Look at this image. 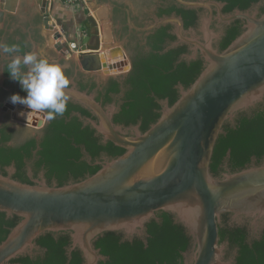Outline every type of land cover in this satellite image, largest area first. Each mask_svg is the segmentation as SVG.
<instances>
[{"label": "water", "instance_id": "1", "mask_svg": "<svg viewBox=\"0 0 264 264\" xmlns=\"http://www.w3.org/2000/svg\"><path fill=\"white\" fill-rule=\"evenodd\" d=\"M177 1L189 9L205 8L211 12L201 22L204 42L194 35L185 37L183 22L175 16L156 17L155 23L143 28H136L130 17L129 23L146 33L174 26L178 41L170 47L194 44L195 55L188 58L194 59L200 50L204 70L189 88L180 87V97L173 105L162 103L161 116L145 132L138 126L116 124L118 107H104L94 94L80 90L71 78L65 89L68 100L90 110L96 119H89V123L104 142L110 141L125 152L96 162L101 166L96 173L63 186L49 185L45 180L23 183L12 178L11 172L0 173V213L20 218L0 243V264L32 254L38 238L60 232L70 234L71 249L82 253L84 264H99L105 260L94 244L99 237L107 232L123 233L128 238L142 236L159 211L182 224L195 244L185 264H234L233 259H226L227 243H220L223 215L229 213L233 220L247 218L254 226L264 221V163L219 176L211 170L214 149L224 134L225 124L239 112L264 102L261 2L253 9L225 15L221 3L213 0ZM48 5L49 0H0V42L4 43V34L13 18L18 17L28 20L29 28L35 25L36 29L40 24L39 39L45 48L39 47L38 38L28 34L25 44L33 47L32 52L51 51L46 49L50 43L53 51L66 49L80 54L67 65L76 76H90L103 84L104 80L118 79L131 70L128 59L121 61L124 55L127 58L123 45H110L115 42L110 31L101 36L100 12L95 8H88L79 34L70 38L71 33L51 21ZM212 6L217 7L220 21L245 22L242 33L222 51L214 47L220 35L211 29ZM60 40L64 47L61 42V46L58 44ZM4 58L11 60L12 56ZM123 65L127 68L121 69ZM20 114L30 120L23 122L18 118L27 126L40 127L50 120L43 114L42 122L39 111L22 110Z\"/></svg>", "mask_w": 264, "mask_h": 264}, {"label": "trees", "instance_id": "2", "mask_svg": "<svg viewBox=\"0 0 264 264\" xmlns=\"http://www.w3.org/2000/svg\"><path fill=\"white\" fill-rule=\"evenodd\" d=\"M222 1L229 3V9L237 7L242 11L258 2H263V0ZM263 12L264 6L260 8V14ZM171 27L172 25L162 26L153 31L149 43L151 50L143 57L135 59L134 69L123 84L127 91L123 104L120 107L117 105L119 109L114 115L116 124L125 126L139 124L140 130L145 132L161 116L163 101H168L169 105H173L178 100L180 97L178 85H183L185 89L189 88L204 70L205 65L203 67L200 57L196 60H188L186 56V59H183L185 48L170 47L176 41V36L170 32ZM243 29H239L238 32L235 30L232 38L224 46L229 45L235 38V34H241ZM24 51L26 48L22 45L20 53ZM108 81L110 86L104 88V102L102 103L104 107L108 102H112L111 95L121 92L122 82L119 79L110 78ZM94 85L97 86V83L94 82ZM82 88L85 89V85ZM96 99L101 102V99ZM74 112L81 113L82 117L89 116L96 119L90 110L67 100L66 111L63 115H56L55 119H51L40 145L36 138L21 144L12 135L0 129L2 135L0 172L7 175L8 172L4 170V166L14 164L17 173L12 178L23 183H32L28 179L25 167L27 160L31 161L33 157H36L33 165L34 171L46 170L50 185H54L55 182L56 185L63 186L96 173L101 166L96 165L95 162L102 156L112 159L125 152L123 148L110 141L104 142L103 137L92 125L86 123L85 119H81ZM244 115L236 128H230L226 123L224 134H221L217 140L211 163V170L216 176L221 175V164L225 159L227 160L229 151L228 162L233 172L247 167L253 156L257 158L258 165L264 158V102L258 104L251 117ZM33 149L39 150L34 154ZM167 215L165 213L166 218ZM19 221L20 218L16 217V223ZM105 235L115 234L107 232ZM248 235L246 227H219L220 243L228 240L230 245L239 248V264H264V233L260 240L253 241H248ZM169 240L173 245L175 244L173 235L169 236ZM36 242L47 250V256L39 264H82L84 260L79 250L69 255L71 237L68 232L47 233L38 238ZM160 244H151V251L149 249L148 253L143 254L138 252L136 257L135 251L120 248L118 240L110 241L102 251L107 255L110 253L115 255L120 261L119 264H152L154 260L160 262L164 260L161 257L163 251ZM153 250H155L154 253H152ZM101 264L104 263L101 262Z\"/></svg>", "mask_w": 264, "mask_h": 264}, {"label": "flooded vegetation", "instance_id": "3", "mask_svg": "<svg viewBox=\"0 0 264 264\" xmlns=\"http://www.w3.org/2000/svg\"><path fill=\"white\" fill-rule=\"evenodd\" d=\"M81 5H83L85 16L82 19V22L86 20L87 17V10L88 8H95L96 11L100 12L99 17V29L101 32V36L105 37V33H108V31L111 32V34L114 37L115 42H111V46L113 48L119 47L117 44L121 43L124 47V52L127 55V58L124 55V59L121 61H125V59H128L129 62L132 64L131 70L125 74V76L119 77V81L122 82L121 85V92L118 94H113L110 96L112 102H108L106 104V107L111 105H118L120 107L121 104H123L124 96L126 94L127 89L124 87V82L127 80L128 76L134 69V63L135 59L138 57H143L146 55L151 49L149 46V43L151 41V33L153 31L146 33L143 31H139L136 28H143L145 26H149L152 23H155V18H164V17H172L175 16L177 18H180L183 22L184 26V35L187 38L192 37V35L195 36V38H199L200 41L204 42V34L201 31V22L203 17H208L211 12L208 9L205 8H199V9H189L186 6L182 5L177 0H91V1H85L82 2L78 0ZM185 1H202V0H185ZM215 2L221 3V11L225 15H229L234 13L236 10H240L237 7H232L231 9L228 8L229 3L222 0H213ZM257 4L253 5L255 7ZM264 6V0L261 2V5L259 6V14H260V8ZM248 8V9H250ZM89 9V10H90ZM247 9V10H248ZM167 11H170L169 13ZM242 11V10H241ZM246 11V10H245ZM212 13H213V19L211 22V29L214 30V32L218 33L220 35V38L214 42V47L220 51L226 49L228 46H224L227 44V41H229L232 36L234 35V31L239 29H242L244 26L243 20H235L231 23L220 21L217 18L218 15V9L216 6H212ZM103 15V16H102ZM129 17L131 18L132 22L134 23V28L129 23ZM28 20L21 19V18H13V23L8 29L7 33L4 34V43H7L9 45L11 44H17L20 47L25 46L26 51L23 53H19V55H23L24 53L32 52L33 47L31 45H26L25 43L28 42V34L33 35L34 37L38 38V44L39 47H43L45 44H43L42 39H39L38 29H40V24L35 23L38 27L34 25V27L29 28L27 27ZM109 25V29H108ZM168 26V25H166ZM175 27H171V34H174ZM26 31L28 33H26ZM32 31H34L32 33ZM83 34L86 36V30L82 31ZM240 34H235V38L239 36ZM85 38V37H83ZM234 38V39H235ZM233 39V40H234ZM232 40V41H233ZM63 41V40H62ZM176 41H178V38L176 36ZM231 41V42H232ZM46 42V41H45ZM61 40L58 41V44L62 47H64ZM230 42V43H231ZM57 43V41H56ZM54 43V46L56 48L58 47L57 44ZM229 43V44H230ZM178 46L185 48V52L182 55L183 59H186V56L195 55V45L191 43H180ZM177 46V47H178ZM122 48V46H121ZM40 49H37L34 53L38 55L40 58L49 59L48 61L59 64L63 67L65 75L67 74V78L70 82L71 78H74L77 83V87L82 91H86L88 93H92L96 96V98L101 99V103L104 102V88L109 87L110 83L108 80H104L103 84H98L95 78H92L90 76L85 75H75V73H71L72 71L69 70L67 67L70 66V61L74 60V57L76 56L77 52H69L68 50L64 49V51H58L55 49L54 51H48V52H42ZM60 55V56H59ZM80 55V54H77ZM56 56V57H55ZM4 57H11L10 55L4 54L0 52V129H3L7 134L12 135L17 142L23 144L26 141H29L32 138H36L38 141V145H40V141L42 140L44 136V131L47 128V126L50 124L51 119L49 122H46L40 127H32L27 126L23 122L28 121L29 119L24 118L20 112L22 110L26 111H33L29 108H27L25 105L22 104H12L9 100V97L14 94L18 93L21 96H25L26 92H24L21 89L20 84L17 81H14L9 78V74L6 71V65L9 63L10 60H6ZM201 58L202 65L204 67L205 61H203V56L201 54L200 50H197V55L194 58L199 59ZM188 60H191L187 58ZM69 61V62H68ZM120 62V61H119ZM127 68L126 65L121 66V69ZM201 69V68H200ZM69 72L71 74H69ZM94 82L97 83V86L94 85ZM181 83V82H179ZM85 85V89L82 87ZM70 86V84L68 85ZM180 87H184L183 85L179 84L178 88L180 90ZM185 88V87H184ZM164 102V101H163ZM162 102V103H163ZM263 103V102H262ZM117 106V107H118ZM258 106V105H257ZM255 106L254 108H251L247 111L239 112L232 121L227 122L230 126V128H236L239 124V121L242 116H245L244 114H247L249 117L253 114V111L257 108ZM119 109V108H118ZM43 114H47V110L39 111ZM29 113V112H28ZM75 114L79 115L81 119H85L86 123H89V119H93L89 116L82 117L81 113L74 112ZM242 113V114H241ZM30 115V113H29ZM44 117V115H42ZM18 118L23 119V122L19 121ZM45 122V117H44ZM124 127H134L138 126L140 128L139 124L136 125H130ZM2 135L0 134V143H1ZM16 143V142H15ZM10 144H14V142H10ZM40 149V148H39ZM38 149V150H39ZM37 149H33V153L35 154ZM230 156H227V160H224V163L221 164V170L220 174H223L228 171H232L231 167L229 166L228 158ZM107 156H102L101 158L97 159L96 162H103ZM36 157H33L32 160H27V164L25 167L26 173L28 175L29 181L33 184L37 180H45L48 184V179L46 176V170L41 169L38 172L34 171V162L36 161ZM251 163L247 165V167L251 165H257L258 160L256 157H252ZM95 162V163H96ZM264 163V158L262 159V162L260 161V164ZM259 164V165H260ZM97 165V164H96ZM246 168V167H245ZM4 170L6 173L11 172L12 176L17 173L16 167L14 164L6 165L4 166ZM1 173V172H0ZM3 174V173H2ZM7 174V175H8ZM5 175V174H4ZM54 182V180H53ZM26 183V182H24ZM50 185V184H49ZM55 185V182H54ZM166 213V212H165ZM165 213L163 211H159L156 213V218L153 219L151 222H149L146 226V232L144 235H135L133 237H126L123 233H116L115 235H103L99 237L95 241V247L99 250L100 254L105 257V260H101L104 264H119V259L110 253V255L104 254L102 249L105 248L107 244L110 241L118 240L120 248H126L128 250L135 251V257L137 256L138 252L148 253L149 249L151 251V244L154 245H162L160 248L163 251V256H161L164 260L163 262L154 260L152 264H185L187 257H190L193 254L195 244L192 240V238L188 235L187 230L184 228L182 224L176 223L175 219L172 215H169L166 218ZM16 217L17 216H7L4 213H0V243L6 239L11 229L18 223H16ZM16 223V224H15ZM221 226H231V227H246L249 235H248V241L253 240H260L262 238V234L264 233V221L260 222L257 226H254L251 224L250 220L247 218H243L241 220H233V217L231 214L226 213L222 217V225ZM172 233V234H170ZM173 235V239L175 241V244L173 245L170 240L169 236ZM184 236V237H183ZM186 239V240H185ZM126 243H130L129 245ZM224 243H227V249H226V259H233L234 264H239L238 256H239V248L237 246L230 245L229 241L226 240ZM252 245V243H250ZM36 249L32 252L30 255L20 256L15 259L10 260L7 262V264H39L42 262V260L47 256V250L45 247H43L41 244L36 242ZM72 245L69 247V255L71 256V253L76 249H71ZM155 250L152 251L154 253ZM82 254V253H81ZM84 264V260L82 262Z\"/></svg>", "mask_w": 264, "mask_h": 264}, {"label": "clouds", "instance_id": "4", "mask_svg": "<svg viewBox=\"0 0 264 264\" xmlns=\"http://www.w3.org/2000/svg\"><path fill=\"white\" fill-rule=\"evenodd\" d=\"M0 52L12 56L6 65L9 78L17 81L25 96L14 93L9 97L12 104H22L33 111L48 112V119L63 115L69 97L65 89L69 80L59 64L38 57L34 52L19 55L21 47L17 44L0 42Z\"/></svg>", "mask_w": 264, "mask_h": 264}, {"label": "crops", "instance_id": "5", "mask_svg": "<svg viewBox=\"0 0 264 264\" xmlns=\"http://www.w3.org/2000/svg\"><path fill=\"white\" fill-rule=\"evenodd\" d=\"M48 10L50 19L57 28L66 29L67 33L72 34L70 38H75V35L79 34L80 23L85 16L83 5L79 1L76 4H70L66 0H49Z\"/></svg>", "mask_w": 264, "mask_h": 264}, {"label": "built area", "instance_id": "6", "mask_svg": "<svg viewBox=\"0 0 264 264\" xmlns=\"http://www.w3.org/2000/svg\"><path fill=\"white\" fill-rule=\"evenodd\" d=\"M68 3L70 4H76L78 0H66ZM43 114L40 113V118L42 120V122H44V117L42 116Z\"/></svg>", "mask_w": 264, "mask_h": 264}, {"label": "rangeland", "instance_id": "7", "mask_svg": "<svg viewBox=\"0 0 264 264\" xmlns=\"http://www.w3.org/2000/svg\"><path fill=\"white\" fill-rule=\"evenodd\" d=\"M51 42H53V40H51ZM50 46V43H48ZM54 44V43H53ZM49 46L46 47L47 50H52ZM42 113V112H41ZM44 180V179H43Z\"/></svg>", "mask_w": 264, "mask_h": 264}, {"label": "bare ground", "instance_id": "8", "mask_svg": "<svg viewBox=\"0 0 264 264\" xmlns=\"http://www.w3.org/2000/svg\"><path fill=\"white\" fill-rule=\"evenodd\" d=\"M41 112H39V114H40ZM43 114V113H42ZM42 121V120H41Z\"/></svg>", "mask_w": 264, "mask_h": 264}]
</instances>
